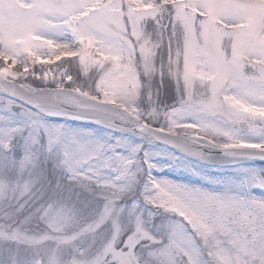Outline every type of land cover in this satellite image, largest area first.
Listing matches in <instances>:
<instances>
[{"label":"rangeland","instance_id":"1","mask_svg":"<svg viewBox=\"0 0 264 264\" xmlns=\"http://www.w3.org/2000/svg\"><path fill=\"white\" fill-rule=\"evenodd\" d=\"M0 56L2 76L123 101L136 119L210 147L264 133V0H0ZM31 58L41 64L23 72ZM185 110L232 133L172 120ZM143 160L155 171L137 193ZM260 191L264 162H205L0 93V264H264ZM190 219L216 241L192 234Z\"/></svg>","mask_w":264,"mask_h":264},{"label":"water","instance_id":"2","mask_svg":"<svg viewBox=\"0 0 264 264\" xmlns=\"http://www.w3.org/2000/svg\"><path fill=\"white\" fill-rule=\"evenodd\" d=\"M0 91L30 105L55 107L75 114L95 116L108 124L131 131H139L153 137L158 142L192 155L201 157L219 155L233 158L264 159V149L210 147L190 140L184 135L161 131L134 120L119 106L88 97L72 88L49 86L29 88L18 81L0 76ZM63 95L78 100L80 104L68 101L66 98L64 99Z\"/></svg>","mask_w":264,"mask_h":264},{"label":"bare ground","instance_id":"3","mask_svg":"<svg viewBox=\"0 0 264 264\" xmlns=\"http://www.w3.org/2000/svg\"><path fill=\"white\" fill-rule=\"evenodd\" d=\"M63 97H64V99L66 98L68 101L80 104V102L74 98H71L69 96H64V95H63ZM52 108L55 109V107H52ZM171 118L173 121L181 120V119H193L202 125L211 126V127L215 128L219 131H222L223 133H226V134L228 133L229 135L232 133V128L226 122H224L223 120H220L216 117L209 116L208 114L204 113L203 111H197V112H191L190 113L189 111L185 110L183 113H173L171 115ZM186 123H195V122L188 121ZM130 132L134 133L136 131H130ZM136 133H138V132H136ZM190 140H192V139H190ZM241 140L247 141V142L251 143L252 145L253 144H259V143L261 144V143H264V133H260V132H256V131L252 132V133L244 132ZM197 141L200 143H203V144L210 145L207 142V140L206 141H204V140L200 141V139H198ZM96 145H98V143H94V146H96ZM261 147H262V145H261ZM200 158H201V160H203L205 162H207L208 160L211 159V158H207V157H203V158L200 157ZM222 158H224V157L219 156L218 159L221 160ZM186 171L187 170H183L179 166H177L171 170V172L176 173L181 177H183V176L186 177V175H185ZM189 174H190L189 177H191V178H194V179L199 178V176L195 173H189ZM202 178H205V177L202 176L201 179ZM144 183H147V182L144 180L142 184H144ZM260 193L264 194L262 191H260ZM30 214H31L30 217H35L37 215V211L32 210L30 212ZM31 219H34V218H31ZM31 219L29 218V216H27L26 222L30 221Z\"/></svg>","mask_w":264,"mask_h":264},{"label":"trees","instance_id":"4","mask_svg":"<svg viewBox=\"0 0 264 264\" xmlns=\"http://www.w3.org/2000/svg\"><path fill=\"white\" fill-rule=\"evenodd\" d=\"M3 168H6V167H4V165H3L2 169H3ZM6 169H7V168H6Z\"/></svg>","mask_w":264,"mask_h":264}]
</instances>
